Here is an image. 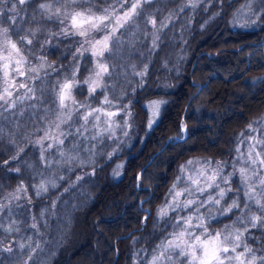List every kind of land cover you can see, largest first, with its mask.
I'll use <instances>...</instances> for the list:
<instances>
[{"label": "clouds", "instance_id": "9594fccd", "mask_svg": "<svg viewBox=\"0 0 264 264\" xmlns=\"http://www.w3.org/2000/svg\"><path fill=\"white\" fill-rule=\"evenodd\" d=\"M0 68V264H264V0H0Z\"/></svg>", "mask_w": 264, "mask_h": 264}, {"label": "trees", "instance_id": "16d2710c", "mask_svg": "<svg viewBox=\"0 0 264 264\" xmlns=\"http://www.w3.org/2000/svg\"><path fill=\"white\" fill-rule=\"evenodd\" d=\"M224 2L225 5H227L228 3L231 2V0H224ZM27 7H28V12L31 13L33 5H28ZM259 35H260L259 33L249 34V35H243V34L234 35L225 28L222 22H214L213 26L209 29L207 35L204 36L203 39H201L197 34L196 38L193 41V62L192 64L189 65V75L186 76L185 82L177 94L180 97L181 101L183 100L184 96L188 94V90L192 87L193 78L190 74L192 67L195 66L196 71L199 72L201 70L199 65L202 63L206 64L203 71L208 73L216 72L218 75V79L212 81V84L215 86L216 89L215 96L213 97V99L220 100L221 97L227 92V86H226L227 73L225 70L228 68V63L217 66L211 62L198 61L196 57H198L199 52L201 50L219 47L220 45H231V44H239L245 41H255ZM53 54L55 53L53 52ZM231 63L235 64V60H232ZM0 75H2V68H0ZM234 79L238 80L239 76H235ZM209 103H212V100H210ZM174 118H175V110H173L170 113L168 122L171 123L172 119ZM238 119H242V117L239 118L233 117L229 120H226L225 126L226 127L234 126L237 123ZM205 133L206 130L197 128L196 131L194 132V135L203 138ZM201 147L202 145L197 143L195 146L186 147L185 151L190 153H195ZM180 157H184V152H181L177 157V159H179ZM174 167H175V161H173V164L169 166L168 170L170 173L174 171ZM128 219L129 221L135 222L137 218L135 217L134 214H130ZM86 226L87 225L85 222V227ZM128 226L131 227V223H129Z\"/></svg>", "mask_w": 264, "mask_h": 264}, {"label": "snow or ice", "instance_id": "6c2138e0", "mask_svg": "<svg viewBox=\"0 0 264 264\" xmlns=\"http://www.w3.org/2000/svg\"><path fill=\"white\" fill-rule=\"evenodd\" d=\"M202 256L199 264H213L217 261L220 249L216 247L215 242L202 241ZM227 249H225L226 251Z\"/></svg>", "mask_w": 264, "mask_h": 264}]
</instances>
